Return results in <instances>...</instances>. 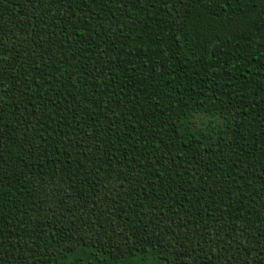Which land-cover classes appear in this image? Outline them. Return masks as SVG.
I'll return each instance as SVG.
<instances>
[{"label":"trees","instance_id":"1","mask_svg":"<svg viewBox=\"0 0 264 264\" xmlns=\"http://www.w3.org/2000/svg\"><path fill=\"white\" fill-rule=\"evenodd\" d=\"M0 264H264V0H0Z\"/></svg>","mask_w":264,"mask_h":264}]
</instances>
